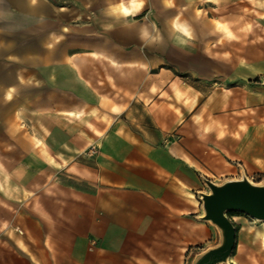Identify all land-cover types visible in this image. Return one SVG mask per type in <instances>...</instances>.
<instances>
[{
	"label": "crops",
	"instance_id": "1",
	"mask_svg": "<svg viewBox=\"0 0 264 264\" xmlns=\"http://www.w3.org/2000/svg\"><path fill=\"white\" fill-rule=\"evenodd\" d=\"M244 171L264 0H0V264H193L220 241L204 181ZM230 219L225 264H264Z\"/></svg>",
	"mask_w": 264,
	"mask_h": 264
},
{
	"label": "water",
	"instance_id": "2",
	"mask_svg": "<svg viewBox=\"0 0 264 264\" xmlns=\"http://www.w3.org/2000/svg\"><path fill=\"white\" fill-rule=\"evenodd\" d=\"M209 193L201 194L202 220L211 223L220 234L219 244L200 254L193 264H225L235 247L236 229L228 213H241L264 223V184L254 185L245 176L216 185L204 181Z\"/></svg>",
	"mask_w": 264,
	"mask_h": 264
},
{
	"label": "rangeland",
	"instance_id": "3",
	"mask_svg": "<svg viewBox=\"0 0 264 264\" xmlns=\"http://www.w3.org/2000/svg\"><path fill=\"white\" fill-rule=\"evenodd\" d=\"M242 176H245L254 185H262V184H264V174H248L245 171L244 172H238V173H235L233 175L221 176L216 181L220 182V181H224V179L225 180L226 179L240 180ZM230 181H232V180H230ZM234 215H241V216L245 217L247 220H250L257 227H259V226L262 227L263 223L257 222L255 220H252V219L248 218L247 216H245V215H243L241 213H228L227 217L230 219Z\"/></svg>",
	"mask_w": 264,
	"mask_h": 264
},
{
	"label": "snow or ice",
	"instance_id": "4",
	"mask_svg": "<svg viewBox=\"0 0 264 264\" xmlns=\"http://www.w3.org/2000/svg\"><path fill=\"white\" fill-rule=\"evenodd\" d=\"M33 3H35V0H33ZM121 7L123 8V5H122ZM124 14H125V15L128 14L126 10L124 11Z\"/></svg>",
	"mask_w": 264,
	"mask_h": 264
},
{
	"label": "bare ground",
	"instance_id": "5",
	"mask_svg": "<svg viewBox=\"0 0 264 264\" xmlns=\"http://www.w3.org/2000/svg\"><path fill=\"white\" fill-rule=\"evenodd\" d=\"M262 227H264V223L262 224Z\"/></svg>",
	"mask_w": 264,
	"mask_h": 264
}]
</instances>
